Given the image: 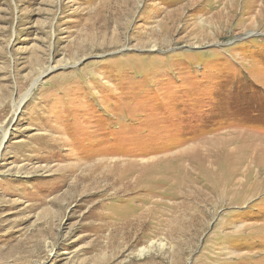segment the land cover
<instances>
[{
	"label": "rangeland",
	"instance_id": "obj_1",
	"mask_svg": "<svg viewBox=\"0 0 264 264\" xmlns=\"http://www.w3.org/2000/svg\"><path fill=\"white\" fill-rule=\"evenodd\" d=\"M0 264H264V0H0Z\"/></svg>",
	"mask_w": 264,
	"mask_h": 264
},
{
	"label": "bare ground",
	"instance_id": "obj_2",
	"mask_svg": "<svg viewBox=\"0 0 264 264\" xmlns=\"http://www.w3.org/2000/svg\"><path fill=\"white\" fill-rule=\"evenodd\" d=\"M5 135H6V132L5 131H3V138L5 137ZM202 148V147H201ZM200 148V149H201ZM193 150V149H192ZM195 150V149H194ZM195 152V151H194ZM229 171V170H228ZM197 172V171H196ZM258 172V171H257ZM155 174V173H154ZM227 174V175H226ZM225 175H218V176H214V175H210V176H207V178H205V176L204 177H202V179L204 180V181H206V184H202V182H198L195 178L194 179H191V181H192V183H194L195 185H197V184H199L200 185V187L201 188H205L206 187V189L207 190H210V191H217V192H228L230 189H231V187L233 186L232 184H236V179L234 178V176H232L233 174H231V173H226ZM154 176V175H153ZM149 178V177H148ZM151 178V177H150ZM151 180V179H150ZM153 180V179H152ZM179 180H180V178H177L176 179V182H175V184L178 186V184H182L183 183V179L181 178V182L179 183ZM200 180H201V178H200ZM156 183V182H155ZM246 183V182H245ZM148 184H150V183H148ZM143 185H145L146 186V184H143ZM161 186V185H160ZM198 186V185H197ZM143 187V186H142ZM158 187V186H157ZM165 187V186H164ZM163 187V188H164ZM153 188H155V185H153V186H149L148 185V187H143L142 188V191L141 192H143L144 193V196L146 195V196H149V197H153V196H158L159 194H162V195H164V196H162V195H160L161 196V198H164V199H166V198H168V192H162L161 190V192L159 193V192H154V190H153ZM160 188V187H159ZM162 189V188H161ZM165 191V190H164ZM146 199H148V198H146ZM151 200V199H150ZM149 200V201H150ZM181 217V216H180Z\"/></svg>",
	"mask_w": 264,
	"mask_h": 264
}]
</instances>
